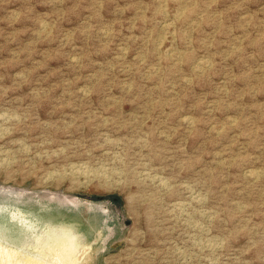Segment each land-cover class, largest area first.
Segmentation results:
<instances>
[{"label":"rangeland","instance_id":"374dc122","mask_svg":"<svg viewBox=\"0 0 264 264\" xmlns=\"http://www.w3.org/2000/svg\"><path fill=\"white\" fill-rule=\"evenodd\" d=\"M65 224L77 264H264V0H0V237Z\"/></svg>","mask_w":264,"mask_h":264},{"label":"bare ground","instance_id":"6f19581e","mask_svg":"<svg viewBox=\"0 0 264 264\" xmlns=\"http://www.w3.org/2000/svg\"><path fill=\"white\" fill-rule=\"evenodd\" d=\"M166 27L168 26L166 25L165 28ZM164 182L165 181H163V183L161 182V184L159 183L160 186L163 184L166 185ZM5 224L6 226L10 225V223L7 222ZM65 225L57 227L52 225L50 232H47L46 235L44 234L35 240L33 247L30 245V241H28L27 237H25L26 234H24V237L18 239L15 237L13 229L3 225L1 234L2 237L5 238L0 237V264H77L76 261H74L75 257L77 258L80 252L79 250L81 248L83 249L85 245L81 244L78 234L76 233V227ZM27 247L28 249H26ZM30 247H32V251H28ZM81 254H79V256ZM81 259L79 262H81Z\"/></svg>","mask_w":264,"mask_h":264}]
</instances>
